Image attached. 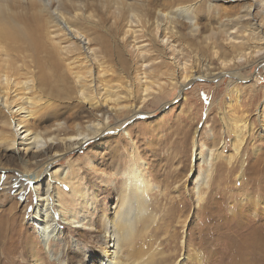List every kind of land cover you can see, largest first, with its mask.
<instances>
[{"label":"bare ground","instance_id":"1","mask_svg":"<svg viewBox=\"0 0 264 264\" xmlns=\"http://www.w3.org/2000/svg\"><path fill=\"white\" fill-rule=\"evenodd\" d=\"M153 1H164L165 10L123 0H0V108L12 117L6 124L13 133L12 139L0 133V147L16 154L30 153L34 159L22 163L24 171L16 174L20 183L13 185L17 186L15 191L22 192L30 183L36 197L32 221L43 249L28 238L21 240L25 253L33 258L32 264H90L88 255L95 253L106 256L101 264H157L156 249L137 246V241L158 221L153 198L155 192H163L146 175L128 121L146 118L149 114L144 110L152 102L166 100L175 90H185L196 80L219 82L239 63L264 58V27L253 23L248 34L241 33L239 27V23L251 19L252 12L264 14V0H251L245 14L237 19L229 17L226 24L211 30V36L205 38L210 59L207 62L202 58V64L201 58L194 57L181 41L178 31V26L186 25L189 40L194 42L199 37L196 19L200 6L187 4L192 0ZM219 36L232 47L228 59L219 55ZM214 60L219 63L217 74L211 71ZM69 108L76 109L72 129L60 120L43 133L29 126L30 121H47L49 116L61 118V112ZM44 111H48L47 118L41 115ZM247 122L234 124L232 146L236 155L229 157L228 166L241 152L247 131L252 130ZM262 129L264 132V125ZM70 130L72 134L62 135ZM111 135L120 136V142L125 140L131 152L125 160H119L113 176L104 180L109 187L105 199L115 195L117 203L106 215L99 211L101 200L89 193V184L75 168L77 163L52 170L65 155L88 145L96 148ZM216 151L207 148L200 159L203 167L193 190L199 205L204 201L202 192L211 191L218 176ZM87 167L92 173L94 168ZM178 201L175 209L179 212L187 203L184 197ZM15 221L16 217L10 215L0 223L3 264H15L12 257L22 255L4 238L10 232L3 236ZM181 223L185 225V221ZM77 229L94 238L97 250L88 247L84 238L67 236V231L74 233ZM76 254H82V260L73 257Z\"/></svg>","mask_w":264,"mask_h":264},{"label":"rangeland","instance_id":"2","mask_svg":"<svg viewBox=\"0 0 264 264\" xmlns=\"http://www.w3.org/2000/svg\"><path fill=\"white\" fill-rule=\"evenodd\" d=\"M123 1L132 5L142 2L157 10H163L166 5L164 1ZM251 2L192 0L187 4L200 6L196 19L200 26L199 37L194 42L189 40L186 25H181L178 26L181 41L194 57L197 55L201 58V64L202 58L208 62L210 51L205 45V38L211 36V32L216 31L222 24H226L227 18L237 19L245 14ZM99 15L101 16V13ZM253 23L264 27V14L252 12L251 19L239 23L241 33L248 34ZM223 37H218L220 41L217 49L221 57L228 59L232 47L223 42ZM106 38L111 40L109 36ZM110 45L114 46V43L110 41ZM197 69L200 70V65ZM211 71L213 74L220 71L216 60L211 65ZM223 77L219 82L196 80L185 90H175L168 99L161 98L152 102L144 110L149 114L146 118L128 121L129 130L138 148L137 154L141 158L140 162L145 164L146 175L150 176L163 192H155L153 198L154 211L159 215L158 221L148 233H141L144 237L138 238L137 241V246L144 245L146 249H156L154 253L157 264H264V116H259V112H264V58L259 56L250 62L239 63L237 67L229 69ZM73 109L62 111L61 118H47L48 111H44L41 115L47 118V121H30L29 126L34 131L43 133L60 120L72 129L73 115L76 112V109ZM10 118L12 117L0 108V133L5 132L12 139V128L6 124ZM245 119L248 121V127L252 126V130L250 133L247 131L241 152L228 166L229 157L236 155L232 146L235 139L232 130L235 125H241L240 120L246 121ZM69 134H72V130L62 133L63 136ZM111 136L110 139L100 142L96 148L88 145L80 151L65 155L54 164L52 170L53 172L59 168L66 169L68 165L72 167V164L77 163L75 168L81 170L84 180L89 184V193L101 200L98 208L106 215L113 212L117 203L115 195L105 199L109 187L104 184V180L113 176L119 160H125L131 152L125 140L120 142V136ZM202 144L205 148L201 147ZM207 148L217 150L220 164L217 169L218 176L212 183L215 185L211 191L202 192L204 201L199 205L193 190L198 181L199 170L203 167L200 159L207 154ZM29 154L25 155L23 151L16 154L14 150L0 147V223L10 215L16 217V221L3 233L4 236L10 232L4 238L7 237L9 243L13 242L17 253L22 254L21 257H12L15 264L19 263L16 262L17 259L23 260V264L33 263V258L25 253L21 241L24 238L30 239V242H35L36 247L43 249L32 221L36 197L30 183L23 184L25 186L22 192L15 191L16 185L20 183L16 174L24 171L22 163L25 161L27 164L28 161L34 160L32 154ZM87 164L94 168L93 174L87 169ZM95 173L106 176L97 178L92 176ZM14 184L16 185L13 186ZM64 189L69 190L66 186ZM182 197L187 204L178 212L175 208ZM172 214L175 215L174 218ZM183 221L185 225L181 223ZM67 236H73L76 240L84 238L88 247L97 250L93 246L94 238L84 230L77 229L74 233L67 231ZM185 240L188 243L185 244ZM255 243L260 245L252 246ZM26 244L25 246L29 245ZM70 255L68 253L71 258ZM88 256L90 264H101L106 257L96 253ZM73 257L79 261L83 256L76 254Z\"/></svg>","mask_w":264,"mask_h":264}]
</instances>
